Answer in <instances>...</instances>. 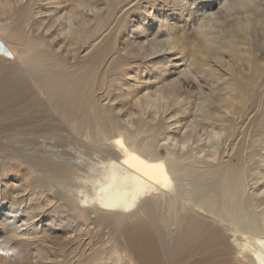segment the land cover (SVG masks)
<instances>
[{
    "label": "bare ground",
    "instance_id": "bare-ground-1",
    "mask_svg": "<svg viewBox=\"0 0 264 264\" xmlns=\"http://www.w3.org/2000/svg\"><path fill=\"white\" fill-rule=\"evenodd\" d=\"M99 1L0 0V134L12 136L0 153L39 176L38 199L56 205L47 219L33 215L38 206H0L4 234L31 248L48 234L99 229L110 246L94 264H264V110L249 112L264 84V0H136L125 9L130 0L117 10L106 0L115 28ZM140 2L147 23L135 24L129 14ZM193 39L203 76L173 78L170 59ZM112 51H124L129 66L115 74L121 96L109 100L101 90ZM155 57L165 62L150 66ZM248 77L246 89L235 88L242 102L231 90L207 97L214 82L232 88ZM192 89L194 104L185 98ZM251 124L257 139L248 150L240 135ZM20 135L32 143L18 146ZM59 138L86 153L57 150ZM69 181L74 191L62 189Z\"/></svg>",
    "mask_w": 264,
    "mask_h": 264
},
{
    "label": "rangeland",
    "instance_id": "rangeland-1",
    "mask_svg": "<svg viewBox=\"0 0 264 264\" xmlns=\"http://www.w3.org/2000/svg\"><path fill=\"white\" fill-rule=\"evenodd\" d=\"M105 1L106 0H104V1L100 0L98 2L99 5L98 4L97 5H98V7L102 6L106 10V12L108 13L107 24L110 26V28H115L117 16L115 18L116 21L115 20L113 21L110 19L111 11H112L113 7H112V5H110L111 3H109V6H107L105 8V6H104ZM127 1H130V0H115V2L118 3V7L116 8V10L120 7V5L124 4ZM135 1L136 0L133 1L134 3L132 2L131 4H129L125 9H128L131 6L133 7L136 4ZM151 1L152 0H150L148 2H151ZM178 1L184 2V0H178ZM190 1H192V0H190ZM194 1L197 2V0H193L192 2H194ZM140 3L142 4V2H140ZM197 4H202V2L199 3V0H198ZM203 4H205V3H203ZM143 6H145V3H143L142 6L139 7L136 11H131V13L129 14L130 20L129 19L128 20L129 21L132 20L133 23H135L137 20L143 19V20H145V23H147V19H145L141 15V12L143 11V8H142ZM196 6L197 5H195V7ZM198 7H200V6L198 5ZM217 8L218 7H216V9ZM167 14L170 15L171 14L170 11H167L166 15ZM162 19L165 20V16L162 17ZM174 19H175V17L173 18V21L177 22ZM145 26H147V25L145 24ZM116 31L119 32V28ZM152 34H154V33H152ZM149 35H151V34H149ZM152 37L153 36H150V37H148V39H150ZM162 39L163 38H160L157 40V43H158L157 47H161L160 45L162 43L160 41ZM125 41L126 40H123L122 44H126ZM196 44L198 45V43L195 39L188 40L187 47L183 51L184 54H182L180 56L173 57V58L170 57L171 56L170 53L169 54H167V52L164 53L165 56H168L169 59L171 58L170 59L171 67L169 68V70H170V72H175V75L173 76V78H177L178 76L183 78L185 76L184 71H186L188 74L196 75L198 78H201L203 76L202 73L206 69V65L204 63V58L202 57L201 52L197 51V48L195 46ZM164 47H168V46L164 45ZM121 48L122 47L118 44L117 49L120 50ZM147 49H149V48L147 47ZM119 56H126V53L124 51H118V52L112 51L108 55L107 60H106V64H105V71L108 72V75H107L106 80H105V85H104V87H102L101 93L109 100L111 99V96L112 97L113 96L114 97H120L121 96V90L124 89L121 87V85H122L121 82L116 80L115 74H120L121 71L124 70L126 68V66H129V65L121 63ZM139 58H140V56H139ZM162 59H163L162 57H155V58L150 59L148 61V63L150 66H155L158 63H160L161 61H164ZM210 61L212 64V59ZM137 67H139V66L136 65L135 68H137ZM130 72L131 71H128V74ZM244 74H248L250 76L251 72L250 73L244 72ZM129 75L132 76L133 75L132 72ZM144 75H146V74H144ZM142 76H143V74L140 75L139 77H142ZM128 80H131V77ZM130 82H132V81H130ZM241 82L243 83V85H241L237 81L231 82V84L233 86L232 88H230L229 86L227 87L226 85L221 86V84L219 82H214L212 84V86L214 88L212 90L213 92H211V93L208 92L207 97H211L214 100H216L218 97H220V99H221L223 97L225 91L231 90V92H232L231 98L238 101V102H242V99L236 94L235 88L238 86H241L244 89H246L249 85V77L245 80H242ZM192 91L191 92L193 93V95L191 93H189L188 96L185 95L186 101L190 104L191 103L194 104L195 101H198V99L200 98V95H199L200 92L198 90L192 89ZM259 93L260 94L257 93V95L253 97V100L250 101L249 112H251L252 114H255L256 112L258 113L259 112L258 110H260V111H261V109L264 110V84L262 85V88L260 89ZM253 102H254V105L252 104ZM235 106L237 108H240V103H237V104L235 103ZM191 107H193V106H191ZM122 109L126 110V111L127 110L131 111L132 105H125V106H123ZM249 116H251V115H249ZM208 124H209V122L204 123L203 127H204V125H206V127H207ZM242 126H244V125H242ZM243 128H244V130L241 131L242 135H240V139L243 142V144L245 145V148L247 147L248 150H250L253 147V145L255 144V140L257 139V133L255 132L253 124H251V126L249 125L248 127L244 126ZM243 131H245V132H243ZM4 135H6V134H0V142H1L0 143V149L6 148L9 152V147L12 146V136L7 134L8 136L4 137ZM253 137H255V138H253ZM20 138L23 140H20ZM26 138L28 139L27 141L25 140ZM29 139L31 140V138L29 136H24V135L17 136V138H16V141L18 142L17 145L18 146H20V145L25 146L26 144L28 145V144L32 143V140L30 141ZM70 139H72V138H70ZM70 139L67 141V140H65V138H59L58 140H62V141L60 142L57 140V143L60 142V143H58L57 150H60V151L63 150V151H66L67 153L70 152L72 154L73 149H74V151H77L79 149V151L86 153V150L84 148H81L80 146H78L74 143L72 144L73 141ZM8 142H9V144H8ZM64 142H66V143L64 144ZM2 143H5V144L1 145ZM66 149H68L69 151ZM75 149H77V150H75ZM165 149H166L165 146H162L160 148V153L162 156H164V154H165V151H166ZM72 155L64 156L63 158L73 160ZM223 159H224V161L231 160V157L229 155H226V156L224 155ZM41 180L42 179L37 175H34V174L31 175L30 173H25L21 169L18 170V169L13 168L11 166V164H8V162H6V157H4V155H2V153H0V203H1L0 206L3 208L4 211H8L14 205L16 206V205L24 204V205H20V206H26L27 205L28 207L30 206V208H32L34 206H38L37 210H39L40 213L37 210L36 211L34 210V212H33L34 216L39 215V216H43V218H46V219L50 215H52V217H53L55 215L54 214L55 211L52 209H53V206H56V205H54L55 203L46 205V204L41 203V202H43L42 200L38 199L37 194L44 190V188L40 189L41 185L44 184L43 181H41ZM71 182H72V184H71ZM68 183H70V184H68ZM68 185H73V186H68ZM67 186L69 188H67ZM74 186H75V182L69 181V182H67V184H65V186L62 187V189L63 190H66V189L69 190L70 189V191H74L76 189ZM62 189H60V190L63 191ZM57 197L60 198L59 195ZM21 200H23V201H21ZM18 201H19V203H17ZM27 203H29L30 205ZM58 203H60V201ZM49 207H51V208H49ZM41 209H43V210H41ZM50 211H53V212H50ZM47 212H48V214H47ZM59 214H61V212H58V215ZM37 219H38V217L35 218V220H37ZM44 222H46V223H44ZM44 222H43L44 223L43 226H45V224H47L46 220ZM0 226H2V224H0ZM2 228H3V226L0 229V264H40V263L41 264L42 263L43 264H94V262L91 261V259H96V256H94V255L98 254L97 253V252H99L98 250L104 249V248H107L110 246V244L108 243V238L106 237L105 234H103V231H101L99 229L96 231V229H93L91 232H87V233H90L87 235L86 234H76L77 236H75V234H67V235L61 237V236H57V235L54 236L55 234L53 236L48 234L46 236V238L44 239V243L41 242L39 244V246L35 245V247L31 246L32 250L34 251L33 252L31 250V248H29V247L23 246L20 248V246H17L15 242L10 241L8 239V237L6 236V234H4V233H7L6 229L5 228L2 229ZM3 231H5V232H3ZM3 235L6 237H3ZM78 235H81V236H78ZM91 235H92V237H91ZM86 236H88L89 238H87ZM4 239H6L8 241H6ZM82 240H84V241H82ZM12 242H13V244H12ZM7 243L8 244L10 243V244L8 245ZM42 244L44 245V248H45L44 251L41 250ZM11 246H12V249H10ZM36 247H38V248H36ZM18 248H19V251L21 249H23V250L18 252ZM36 251L40 255H43L45 253V255L47 256L46 259L40 260V263H39L38 260L36 259V256H35ZM20 253H22V254H20ZM32 253H33V255H32ZM25 255H27V256H25ZM34 257L36 260H33ZM99 262L102 264H105V260L103 258H101L99 260Z\"/></svg>",
    "mask_w": 264,
    "mask_h": 264
}]
</instances>
